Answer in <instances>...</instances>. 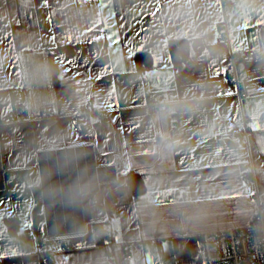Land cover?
<instances>
[{
	"label": "crops",
	"instance_id": "0c3cea01",
	"mask_svg": "<svg viewBox=\"0 0 264 264\" xmlns=\"http://www.w3.org/2000/svg\"><path fill=\"white\" fill-rule=\"evenodd\" d=\"M235 2L222 43L220 0H0V264H206L201 234L251 224L264 194V0ZM179 40L190 59L175 62ZM244 125L249 141L221 138ZM78 148L115 175L78 198L68 184L63 208L40 157Z\"/></svg>",
	"mask_w": 264,
	"mask_h": 264
},
{
	"label": "built area",
	"instance_id": "2783aa9c",
	"mask_svg": "<svg viewBox=\"0 0 264 264\" xmlns=\"http://www.w3.org/2000/svg\"><path fill=\"white\" fill-rule=\"evenodd\" d=\"M223 12V20L218 26V39L222 43H229L230 28L226 13L229 9L236 7L235 0H220ZM235 55L232 60L234 61ZM243 62L250 63L257 57L256 50L251 48L242 49L238 55ZM230 80L237 85V74L235 67L229 74ZM246 94L238 92L240 98ZM149 112L154 113L159 105L153 102V97L148 96ZM23 102H17V111H22ZM92 109V105L87 103L83 106L81 113H88ZM105 115L100 118V122L105 119ZM74 128L76 131L83 129V123L80 116H75ZM252 131L248 126L234 129L231 133L222 136L223 140H230L234 137L249 141ZM69 174V173H68ZM253 171L244 174V178L252 177ZM257 204V214L251 224L244 228H232L228 230L206 232L200 235L203 248V256L206 264H264V194L256 191L253 196ZM105 247L111 246L104 245ZM43 264H53L45 262Z\"/></svg>",
	"mask_w": 264,
	"mask_h": 264
},
{
	"label": "trees",
	"instance_id": "16d2710c",
	"mask_svg": "<svg viewBox=\"0 0 264 264\" xmlns=\"http://www.w3.org/2000/svg\"><path fill=\"white\" fill-rule=\"evenodd\" d=\"M169 47L171 55L175 62L186 61L190 59L189 45L186 40L171 41L169 43ZM136 57L139 68L143 70L149 68L150 58L147 53L138 54ZM141 61L145 63L141 65ZM83 150L85 152V149L78 148L70 150H56L41 154L40 166L43 174L42 176L45 192L48 193L49 189H51L52 187L55 193H58L60 201L63 204V208L66 206L65 201H69V199L71 198L70 193L67 190L68 184L70 185V183H74V186H76L75 190L77 191L78 198L79 192L81 190H96L100 182L112 179L115 175L113 174V167L96 168L92 162V153H88L89 156L86 159H81L83 157ZM67 157H71L72 159H74L72 166H70V161H67ZM47 162L49 163V167L47 166ZM51 163H53L52 167L50 166ZM87 165L89 166L88 173L84 169ZM50 171L51 175L53 176L52 180L47 176ZM69 177L71 178V181L69 180ZM125 186L131 189L133 193H138L143 189L144 183L142 178L138 174L130 173L127 176ZM72 213H75L76 215H78V213L81 214V209L77 208V210L73 212L68 209H63L61 215L67 216L66 218H68V216L71 217ZM66 222L69 221L66 220L64 223H62V225L66 224Z\"/></svg>",
	"mask_w": 264,
	"mask_h": 264
},
{
	"label": "snow or ice",
	"instance_id": "6c2138e0",
	"mask_svg": "<svg viewBox=\"0 0 264 264\" xmlns=\"http://www.w3.org/2000/svg\"><path fill=\"white\" fill-rule=\"evenodd\" d=\"M46 3H47V0H45V4H46ZM260 23H264V19H262V20L260 21ZM96 39H98V37H92V39H91L90 42H93V41H95ZM135 51H141V50H140V49H136ZM133 54H135V53H133ZM68 63H69V64H73V63H75V61H73V60H69ZM106 72H107V66H105V68L101 70V73L98 74V75H99V78L103 77V75L106 74Z\"/></svg>",
	"mask_w": 264,
	"mask_h": 264
},
{
	"label": "rangeland",
	"instance_id": "374dc122",
	"mask_svg": "<svg viewBox=\"0 0 264 264\" xmlns=\"http://www.w3.org/2000/svg\"><path fill=\"white\" fill-rule=\"evenodd\" d=\"M69 172V171H68Z\"/></svg>",
	"mask_w": 264,
	"mask_h": 264
}]
</instances>
